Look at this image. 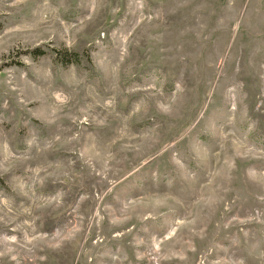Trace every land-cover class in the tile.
Masks as SVG:
<instances>
[{
	"label": "rangeland",
	"instance_id": "obj_1",
	"mask_svg": "<svg viewBox=\"0 0 264 264\" xmlns=\"http://www.w3.org/2000/svg\"><path fill=\"white\" fill-rule=\"evenodd\" d=\"M0 264H264V0H0Z\"/></svg>",
	"mask_w": 264,
	"mask_h": 264
},
{
	"label": "trees",
	"instance_id": "obj_2",
	"mask_svg": "<svg viewBox=\"0 0 264 264\" xmlns=\"http://www.w3.org/2000/svg\"><path fill=\"white\" fill-rule=\"evenodd\" d=\"M36 51H39L38 53H44L42 50H39V49L38 50H33L32 53L34 54V53H36Z\"/></svg>",
	"mask_w": 264,
	"mask_h": 264
}]
</instances>
